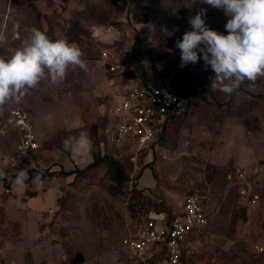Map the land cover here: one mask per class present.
<instances>
[{
    "label": "rangeland",
    "instance_id": "rangeland-1",
    "mask_svg": "<svg viewBox=\"0 0 264 264\" xmlns=\"http://www.w3.org/2000/svg\"><path fill=\"white\" fill-rule=\"evenodd\" d=\"M201 8L207 10L206 24L226 35L224 11L200 0H0V35L6 38L0 56H9L30 29L38 28L51 39L76 43L88 67L86 72L69 68L57 84L43 79L19 102L0 106V158L6 162L0 170L7 180L24 177L0 196V264H134L123 241L155 212L178 214L193 190H199L210 220L186 237L187 263L264 264V250L257 252L264 249V173L253 177L260 188L258 205L226 194L223 177L234 167L264 170V77L246 80L226 95L210 87L214 73L204 69L203 59L180 66L175 41L191 30L188 17ZM103 52L110 58L107 65L99 60ZM159 60L166 64L163 75L152 68ZM138 72L168 80L187 102L169 147L157 148L145 166V154L133 162L129 150L108 146L107 158L124 171L121 186L105 162L76 170L77 177L57 171L65 144L72 160H82L81 144L106 138L112 115L109 82L136 81ZM18 110L33 125L39 144L34 166L17 150L22 135L11 113ZM85 159L82 166L90 163ZM145 167L154 187L140 193L132 179ZM0 187L2 192L3 183ZM24 191V202L34 195L29 203H22Z\"/></svg>",
    "mask_w": 264,
    "mask_h": 264
},
{
    "label": "built area",
    "instance_id": "built-area-1",
    "mask_svg": "<svg viewBox=\"0 0 264 264\" xmlns=\"http://www.w3.org/2000/svg\"><path fill=\"white\" fill-rule=\"evenodd\" d=\"M109 59L107 52H103L99 58L103 64ZM165 65L164 61L159 60L154 62L152 68L157 75H163L166 72ZM116 69L115 65L109 67L110 73H115ZM148 81L141 77L139 82L130 79L109 82L108 94L114 121L109 135L111 146L129 150L135 155L130 158L133 162L142 154L152 162V154L157 148H167L166 127L173 118L185 112L187 106L178 88L170 85L168 80L158 79L154 84ZM12 113L16 125L23 132L17 150L23 154L36 150L39 145L32 125L21 112ZM85 148L90 149L89 146ZM161 158H165L164 154ZM64 167L74 171L81 168L82 163L70 160ZM262 173L264 170L261 167H257L255 172L245 171L241 167L232 168L223 176L226 182L225 193L234 192L238 199L257 205L260 201V188L253 177H260ZM201 199L199 190H193L185 195L180 214L165 220L163 215L156 213L157 216L150 217L136 234L129 235L123 244L132 253L134 264H186L180 253L182 244L188 235L205 227L210 220ZM156 220L164 223L159 225ZM158 247L164 250L161 260L159 250L155 249ZM257 250L263 252L264 249L260 247Z\"/></svg>",
    "mask_w": 264,
    "mask_h": 264
},
{
    "label": "clouds",
    "instance_id": "clouds-1",
    "mask_svg": "<svg viewBox=\"0 0 264 264\" xmlns=\"http://www.w3.org/2000/svg\"><path fill=\"white\" fill-rule=\"evenodd\" d=\"M200 3L224 11L228 17L227 34L206 24L207 10L204 8L195 16H189L191 30L175 41V47L181 53L180 66L195 65L203 59L204 69L210 67L214 73L210 77V87L226 95H231L246 80L255 82L264 77V0H200ZM18 38L14 33L13 39ZM5 43L6 38L0 35V45ZM9 51V56H0V106L10 100L19 102L43 79H49L53 84L63 82L69 68L88 70L84 53L76 43L66 38L51 39L38 28L30 29L20 46ZM11 115L22 135L15 116ZM81 143H86L84 134ZM61 160L59 164L64 167L67 161Z\"/></svg>",
    "mask_w": 264,
    "mask_h": 264
},
{
    "label": "crops",
    "instance_id": "crops-1",
    "mask_svg": "<svg viewBox=\"0 0 264 264\" xmlns=\"http://www.w3.org/2000/svg\"><path fill=\"white\" fill-rule=\"evenodd\" d=\"M138 74L139 75H141V77L143 78V79H146L147 81H148V79H147V76L146 75H144V73H139L138 72ZM150 79L152 80V83L154 84L155 82H157L154 78H151L150 77ZM141 80V78L139 79V81ZM133 81H135V80H133ZM135 82H138V80H136ZM150 81H148V83H149ZM108 97H109V94H108ZM110 108H111V106H110ZM109 117H110V122H111V126L108 128V130H107V132H106V138H104V140H103V142H105L106 144H107V146H109V147H112L111 146V140H110V132L112 131V129H113V125H114V121H113V119H112V115L110 116L109 115ZM16 127V126H15ZM112 127V128H111ZM111 128V129H110ZM16 129H17V131L19 132V130H18V128L16 127ZM20 133V132H19ZM100 135V134H99ZM101 138V137H100ZM81 145H83V147L81 148V152L82 153H80V155H79V158H81L82 160L83 159H85V158H87V159H90V163L92 162V147H91V145H90V143L89 144H86V145H84V144H81ZM85 146H89L90 147V149H86L85 148ZM36 152H34V153H30V155L29 154H21L22 155V157H24V156H27V157H29L30 158V160L31 161H29V163L30 162H34V164H33V166L36 164L35 162H37V160H36V156H35V158H33V154H35ZM71 152L69 151V150H67V146H66V144L64 145V148L62 149V151H61V154H62V160L61 161H70V160H72V158H71V154H70ZM70 154V155H69ZM25 158V157H24ZM35 160V161H34ZM76 161H82V160H80V159H75ZM86 160V159H85ZM84 160V161H85ZM74 161V160H73ZM84 161H82L83 163H85ZM81 162V163H82ZM150 162V160H147V159H145V161H144V163H145V166L148 164ZM5 163L6 162H4V161H2V158H0V167H2V166H4L5 165ZM89 163V164H90ZM152 162H150L149 164H151ZM83 165V164H82ZM88 165V164H87ZM86 165V166H87ZM12 166H14V164H12ZM86 166H82L81 168H85ZM56 168H57V171L59 170L60 172H62L64 175H74V174H71V173H73V172H75V171H69V170H67L68 168H66V167H61V166H56ZM146 169H143V170H140V172L136 175V177L134 178V179H132V180H134V183H136V185H137V187H138V189L140 190V191H142V190H148V189H151L152 187H154V179L152 178V175H151V172H150V170H148V167H145ZM29 170H31V169H29ZM32 173H34L33 172V169H32ZM32 173H30L29 174V180L30 181H32L33 180V174ZM137 173V170L135 171H133V174L130 176L131 178H133L134 176H135V174ZM5 174L6 173H4V172H2L1 170H0V183H3V193L1 192V190H2V188L0 187V196H2V194H6V191H8L7 193H9L10 191H12V189L11 188H13V186H14V183L15 182H20V181H22L23 180V176L22 175H18V174H14L13 176L15 177H12V178H9L8 180L7 179H5ZM20 179V180H19ZM44 183L42 182V184L41 185H43ZM135 185V186H136ZM10 189V190H8V189ZM34 191V194L36 195L37 193L35 192V190H33ZM25 193H27L26 191H24L23 193H22V197H21V199H22V203L24 202V200H23V198H24V194ZM32 196H34V195H32ZM31 196V197H32ZM31 197H27V198H25V201L26 202H24V203H29L32 199H31ZM238 198V197H237ZM161 202V201H160ZM19 203V201H17L16 202V204H18ZM203 205V204H202ZM245 206H247L246 204H244ZM258 205V204H257ZM204 208V207H203ZM205 210V209H204ZM181 211H182V209H180V211H179V213L178 214H180L181 213ZM206 212V211H205ZM157 213V212H156ZM207 213V212H206ZM158 214V213H157ZM160 214L161 215H164V218H165V220H168V219H170L171 217H168L167 216V213H163V211L162 212H160ZM178 214H175V215H178ZM175 215H173V216H175ZM207 215H208V213H207ZM164 222H158L157 224H159V225H162ZM144 225V224H143ZM197 231V230H196ZM195 232V231H194ZM193 232V233H194ZM192 233V234H193ZM184 245V243L182 244V246H181V254H182V259L184 260V262L186 263V264H189V263H187V261L185 260V257H184V254H183V252H184V249H185V247L183 246ZM155 249H158L159 250V252H162V251H164L161 247H158V248H155ZM128 251V250H127ZM128 253H130V256H131V258H132V253L131 252H129L128 251ZM133 259V258H132ZM133 262H134V260H133Z\"/></svg>",
    "mask_w": 264,
    "mask_h": 264
},
{
    "label": "trees",
    "instance_id": "trees-1",
    "mask_svg": "<svg viewBox=\"0 0 264 264\" xmlns=\"http://www.w3.org/2000/svg\"><path fill=\"white\" fill-rule=\"evenodd\" d=\"M147 79L152 83V80L150 79L149 76H147ZM180 95H182V94L180 93ZM185 112H186V110H185ZM185 112H182L179 116H177L176 118H173L168 123V125L166 127V130H165L166 131V138H165L166 147H169V143H170V140H169V138H170V132L171 133L173 132L175 124H177L178 120H180L183 117V115H184ZM90 145L93 148L92 149V162L90 164H88L84 168V170L96 168L98 165L102 164V162H105V164L110 165V167L113 168L114 172H116L117 177L116 178L114 177V180H116V183L119 186H121L122 183L124 182V180H126L125 179V175H124V171H123V168L118 164V162L114 161L110 157L107 158L109 156L108 155V149L109 148H108L107 144L103 145V140H101V138H99V139H97L95 142H93ZM82 172H80V174ZM71 174L76 175V177L79 175L76 172H73ZM139 192L141 193V191H139ZM160 205H162V203H159L158 202L156 204V206H160ZM157 213L160 214V212H157ZM163 213H165V212H163ZM160 255L161 256L159 257V260H161L164 257V251L160 252Z\"/></svg>",
    "mask_w": 264,
    "mask_h": 264
}]
</instances>
